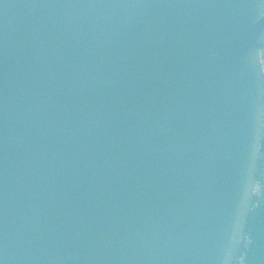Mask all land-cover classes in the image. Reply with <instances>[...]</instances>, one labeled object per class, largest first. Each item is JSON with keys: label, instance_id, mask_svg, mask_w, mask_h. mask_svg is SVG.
I'll return each mask as SVG.
<instances>
[{"label": "water", "instance_id": "water-1", "mask_svg": "<svg viewBox=\"0 0 264 264\" xmlns=\"http://www.w3.org/2000/svg\"><path fill=\"white\" fill-rule=\"evenodd\" d=\"M261 5L0 0V264H233Z\"/></svg>", "mask_w": 264, "mask_h": 264}, {"label": "trees", "instance_id": "trees-1", "mask_svg": "<svg viewBox=\"0 0 264 264\" xmlns=\"http://www.w3.org/2000/svg\"><path fill=\"white\" fill-rule=\"evenodd\" d=\"M261 153H264V140ZM245 232L250 233L252 238L246 264H264V196L255 197Z\"/></svg>", "mask_w": 264, "mask_h": 264}, {"label": "built area", "instance_id": "built-area-1", "mask_svg": "<svg viewBox=\"0 0 264 264\" xmlns=\"http://www.w3.org/2000/svg\"><path fill=\"white\" fill-rule=\"evenodd\" d=\"M262 12L264 13V0H262ZM260 62L263 69L264 75V42L260 46ZM264 140V115H263V125H262V142ZM261 165L258 166L257 181L254 190V199L255 197L264 196V153L260 152ZM254 202V201H253ZM252 238L250 233L244 232L241 239V244L239 250L236 254L233 264H246L248 250L251 246Z\"/></svg>", "mask_w": 264, "mask_h": 264}]
</instances>
